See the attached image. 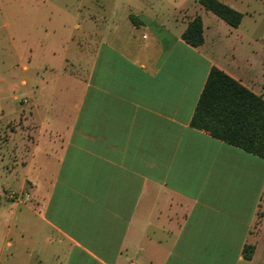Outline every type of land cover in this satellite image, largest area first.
I'll return each instance as SVG.
<instances>
[{"label": "crops", "instance_id": "obj_1", "mask_svg": "<svg viewBox=\"0 0 264 264\" xmlns=\"http://www.w3.org/2000/svg\"><path fill=\"white\" fill-rule=\"evenodd\" d=\"M14 1L0 8L21 71L8 120L33 128L32 188L0 205V264H264V159L190 125L212 67L264 99L255 12L219 0L242 14L233 28L198 0ZM195 17L198 47L182 39Z\"/></svg>", "mask_w": 264, "mask_h": 264}, {"label": "trees", "instance_id": "obj_2", "mask_svg": "<svg viewBox=\"0 0 264 264\" xmlns=\"http://www.w3.org/2000/svg\"><path fill=\"white\" fill-rule=\"evenodd\" d=\"M207 11L237 28L242 14L219 0H198ZM182 39L193 47L203 43L200 17L188 22ZM191 127L246 153L264 159V99L238 81L212 67L195 107ZM253 247L244 249L250 259Z\"/></svg>", "mask_w": 264, "mask_h": 264}, {"label": "rangeland", "instance_id": "obj_3", "mask_svg": "<svg viewBox=\"0 0 264 264\" xmlns=\"http://www.w3.org/2000/svg\"><path fill=\"white\" fill-rule=\"evenodd\" d=\"M51 7L57 9V13H75L76 6H83L82 12L96 13L98 11L97 1L102 0H48ZM229 1V0H223ZM241 11L255 12L256 24L260 23L259 29H254L255 35L262 34L264 25V0H232ZM14 0H0V8L5 14L9 11L17 12V5ZM16 3V2H15ZM1 12V11H0ZM1 24V22H0ZM8 24H10L8 22ZM252 20L245 18L243 30H253ZM17 45L18 39L14 36ZM260 44L264 42L260 41ZM11 43L8 41L6 29H0V205L12 206L26 204L31 201L30 189L32 185L28 182L21 188V170L25 162V153L33 142V128L22 120L12 119L17 110V105L12 101V95L18 94V76L21 75L20 62L17 54L12 51ZM258 55H263L264 50H259ZM14 67V69L12 68ZM15 73L14 75L12 74ZM15 77V78H13ZM260 85L264 88V72L258 76ZM4 79V82L2 81ZM13 91H15L13 93ZM12 115V116H11ZM11 175L8 174V172ZM10 184V186H7ZM6 186V187H5ZM264 215V196L261 200L257 214L255 227Z\"/></svg>", "mask_w": 264, "mask_h": 264}]
</instances>
